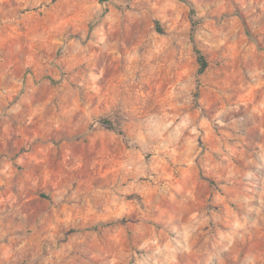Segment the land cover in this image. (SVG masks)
<instances>
[{"label":"rangeland","instance_id":"rangeland-1","mask_svg":"<svg viewBox=\"0 0 264 264\" xmlns=\"http://www.w3.org/2000/svg\"><path fill=\"white\" fill-rule=\"evenodd\" d=\"M0 264H264V0H0Z\"/></svg>","mask_w":264,"mask_h":264},{"label":"trees","instance_id":"trees-1","mask_svg":"<svg viewBox=\"0 0 264 264\" xmlns=\"http://www.w3.org/2000/svg\"><path fill=\"white\" fill-rule=\"evenodd\" d=\"M189 20L192 26L191 29V40L192 42L194 41V31H195V27L200 23L201 20L197 19L195 17L194 11L192 9V7H190V13H189ZM193 49H194V53L196 55V60L198 63V70L197 73L198 75H201L207 68V61L205 59V57L203 56V54L201 53V51L196 47L195 43L193 42ZM104 124L106 126H110L107 122H104Z\"/></svg>","mask_w":264,"mask_h":264}]
</instances>
